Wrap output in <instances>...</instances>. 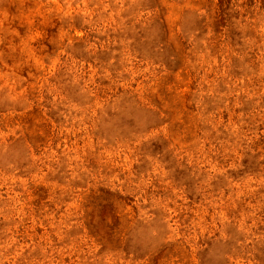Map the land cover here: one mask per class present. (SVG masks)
I'll return each mask as SVG.
<instances>
[{"label":"rangeland","instance_id":"rangeland-1","mask_svg":"<svg viewBox=\"0 0 264 264\" xmlns=\"http://www.w3.org/2000/svg\"><path fill=\"white\" fill-rule=\"evenodd\" d=\"M0 264H264V0H0Z\"/></svg>","mask_w":264,"mask_h":264}]
</instances>
